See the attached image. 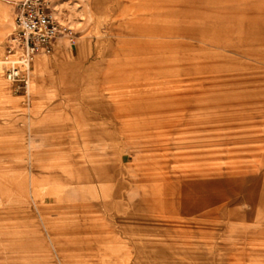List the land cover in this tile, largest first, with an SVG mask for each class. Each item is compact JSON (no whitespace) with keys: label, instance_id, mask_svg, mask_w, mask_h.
Listing matches in <instances>:
<instances>
[{"label":"rangeland","instance_id":"obj_1","mask_svg":"<svg viewBox=\"0 0 264 264\" xmlns=\"http://www.w3.org/2000/svg\"><path fill=\"white\" fill-rule=\"evenodd\" d=\"M46 1L74 41L28 97L0 65V264H264V0Z\"/></svg>","mask_w":264,"mask_h":264},{"label":"built area","instance_id":"obj_2","mask_svg":"<svg viewBox=\"0 0 264 264\" xmlns=\"http://www.w3.org/2000/svg\"><path fill=\"white\" fill-rule=\"evenodd\" d=\"M14 9V30L3 59L4 79L14 93L29 96L31 64L39 53H51L59 37L74 41L71 28L65 26L46 0H17Z\"/></svg>","mask_w":264,"mask_h":264},{"label":"bare ground","instance_id":"obj_3","mask_svg":"<svg viewBox=\"0 0 264 264\" xmlns=\"http://www.w3.org/2000/svg\"><path fill=\"white\" fill-rule=\"evenodd\" d=\"M7 1V0H6ZM97 3L99 4V5H101L100 3H101V0H97ZM6 16H7V12H6V10L4 9V8H0V17H1V22L2 23H5V20H6ZM137 29V28H136ZM163 30V31H162ZM139 31H140V33L139 34H141V35H145V36H156V35H158V36H173L172 34H167L166 35V33L165 34H163V32H164V28H161L160 26L158 27V26H156V25H151V24H147V25H144V26H141V28H139ZM160 32H162V33H160ZM134 45H137L138 47H140V48H145V49H147V50H149V51H151V50H153V49H155V48H159V47H165V46H170V45H168V44H163V43H160V42H157V41H151V40H149V41H147V42H137V43H135ZM148 63H151V65L152 64H155V63H159V61L158 60H153L152 62H150V61H147ZM2 63H3V60H0V65H2ZM153 83H155L156 85H153ZM161 83V80L160 79H156V80H154V81H151L149 78H147L146 80H143L141 83H138L136 86H138V87H136L135 89H133L134 91H138V92H141V93H145V94H147L146 96L147 97H149V96H151L153 93H155L156 94V90H159V89H161L164 85L163 84H160ZM159 84V85H158ZM173 86H175L176 87V85H170L169 86V89L171 88V87H173ZM161 91V90H160ZM157 97V96H156ZM70 158H71V160H73V159H76L77 158V156L75 155V154H71L70 156H69Z\"/></svg>","mask_w":264,"mask_h":264},{"label":"crops","instance_id":"obj_4","mask_svg":"<svg viewBox=\"0 0 264 264\" xmlns=\"http://www.w3.org/2000/svg\"><path fill=\"white\" fill-rule=\"evenodd\" d=\"M56 42V41H55Z\"/></svg>","mask_w":264,"mask_h":264}]
</instances>
